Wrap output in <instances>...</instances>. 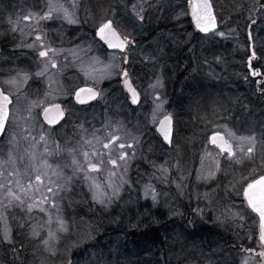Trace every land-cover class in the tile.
Listing matches in <instances>:
<instances>
[{
  "label": "rangeland",
  "instance_id": "1",
  "mask_svg": "<svg viewBox=\"0 0 264 264\" xmlns=\"http://www.w3.org/2000/svg\"><path fill=\"white\" fill-rule=\"evenodd\" d=\"M211 1L219 27L196 37L189 0H0V36L8 43L0 83L14 93L29 73L50 75L45 91L36 95L38 86L18 97L0 144V264H70L73 255L71 264H260L259 219L243 189L264 174V97L250 105L259 93L244 81L246 22L229 27L232 4ZM246 2V18H260L252 38L261 64L264 0ZM107 20L134 44L102 46L96 29ZM60 72H70L68 79ZM127 78L139 92L136 105ZM81 84L98 89L100 99L87 107L69 102ZM236 84L246 91L242 97L230 92ZM191 87L198 98L217 96L209 114L188 98L183 111L176 106ZM63 99L69 118L52 130L38 115ZM167 112L176 125L170 146L156 132ZM195 118L201 126L192 131L188 121ZM215 131L232 143V154L210 145ZM115 209L134 230L154 225L159 244H135L121 224L118 231L107 226Z\"/></svg>",
  "mask_w": 264,
  "mask_h": 264
},
{
  "label": "snow or ice",
  "instance_id": "2",
  "mask_svg": "<svg viewBox=\"0 0 264 264\" xmlns=\"http://www.w3.org/2000/svg\"><path fill=\"white\" fill-rule=\"evenodd\" d=\"M204 8H209V5L207 3L204 4ZM200 5L199 3L195 6V10L193 11V15L196 17L197 23L202 25V31L208 32L211 30V28L215 27V18L214 16L209 15H204L201 16L199 13ZM50 16V13L48 14ZM28 17H25L27 19ZM66 18L67 13H66ZM140 19H143L141 16ZM70 22H74L71 21ZM99 33L101 35V38L106 40V42L113 48H125L127 46V41L124 39H120L118 33L113 29L112 27V21H108L106 24L101 26L99 28ZM222 36L223 33H220ZM39 40L40 37H37ZM40 56H47L48 53L47 51H42L39 53ZM253 55L255 53L253 52ZM42 73H38V75H41ZM256 75L257 73H253ZM128 73L125 71L124 76L127 77ZM126 85L129 87V91L132 92V99L133 103L137 102V96L138 94L135 92L133 88H131L130 81L126 80ZM81 92H89L92 95V98H95V94L91 92L90 89H81ZM79 93L77 94V99H79ZM81 103H84L85 101L80 100ZM12 103V100L10 96L5 95L2 90H0V134H3L5 130V125L7 124L9 120V109L8 105ZM50 109H45L44 110V118L47 120L49 124H56L59 122V120L63 119V111L60 110L57 106L55 110L54 115H49ZM171 120L172 117L171 115H166L163 119V121H160V128L159 131L163 134L164 139L168 140L171 142L170 137H171ZM153 122H156V116L155 112L153 113ZM43 139V137H41ZM215 142V141H213ZM121 148L124 146L121 145ZM229 152L231 151L230 148L227 149ZM251 151V149H249ZM87 155V153H85ZM126 155V154H125ZM123 159V157H121ZM111 163L115 164L116 161L113 160ZM90 167L95 168V165H91ZM37 180L40 179L39 176L36 177ZM51 191V189H49ZM9 196H13L11 192L8 193ZM248 198V203L250 204L251 208L259 214L260 217V241H261V247L264 248V176H261L258 180H254L252 183L248 184L247 192L245 193ZM15 199H19L18 197H14ZM155 200V196L153 197ZM234 215H238V213H234ZM52 233H49V238H51ZM8 233L5 231L4 239H8ZM45 244L48 243L47 240L44 241ZM261 256H264V252L260 253Z\"/></svg>",
  "mask_w": 264,
  "mask_h": 264
},
{
  "label": "flooded vegetation",
  "instance_id": "3",
  "mask_svg": "<svg viewBox=\"0 0 264 264\" xmlns=\"http://www.w3.org/2000/svg\"><path fill=\"white\" fill-rule=\"evenodd\" d=\"M107 21H109V20H107ZM106 21V22H107ZM112 24H113V22H112ZM114 25V24H113ZM38 37H40V35H38ZM123 38H128V37H123ZM130 43H132V44H134V42H133V40H131V38H129V40H128V43H127V46L125 47V48H127L128 46H129V44ZM101 44H102V46H104L103 45V43L101 42ZM255 45V44H254ZM8 46V43H7V41H5L4 39H2L1 38V36H0V64H1V61H2V59H3V56L4 55H7L6 53V47ZM105 47V46H104ZM254 49H255V46H254ZM42 51H44V50H42ZM18 52H21V51H18ZM48 53V52H47ZM250 53H251V44H250V50H249V55H248V57L246 58V71L248 72V74L245 76V78H244V81L245 80H247V79H249V80H252L253 82H254V84H255V88H256V93H259V95H264V71H263V69L260 67V66H258V65H256V63H258L257 61H258V55H257V52H255V54H256V56H255V58L252 60V66H253V69H255V72L254 73H256V69H259L260 70V72H261V76H259V75H254V74H251L250 73V71H249V69H248V58H249V56H250ZM7 64V63H6ZM19 64V66L20 67H22V66H24V65H28V63H27V61H25V62H19L18 63ZM31 64V63H30ZM29 64V65H30ZM13 64H9V66L11 67ZM7 66H8V64H7ZM6 66V67H7ZM56 68V64H54V69ZM2 69V68H1ZM53 69V70H54ZM19 71H21V69H19ZM28 71H29V69H28ZM126 70H124L123 72H122V75L124 74V72H125ZM70 73V72H69ZM69 73H67V72H60V75H59V73H57V76L58 77H60V79L61 80H63V78H65V79H68V74ZM28 74V73H27ZM29 75H30V78H29V80H28V82H26V84L22 87H19V88H17V89H15V92L13 93V91H10L9 90V88H7L6 87V85L5 84H3V83H0V88H2V90H3V92L4 93H6V94H9L10 96H11V98H12V103L10 104V106H9V120H8V122H7V124H6V126H5V131H4V133H3V136L0 138V144L2 143V141L4 140V138H5V136L7 135V133H8V127H9V124L11 123V121H12V114H11V110L13 109V104L18 100V97H21L23 94L24 95H27V92L29 91V90H33L34 88H36V87H38V86H40L39 88H37V89H35L33 92L37 95V93H39L40 92V90L41 91H45L48 87H49V84L47 83V79L50 77V75H49V73L48 72H42V75H38V73H35V75L33 76V75H31L30 73H29ZM124 76V75H123ZM57 77V78H58ZM0 78H1V76H0ZM262 78V80H263V83H262V85L260 86V87H258V82L260 81V79ZM127 79H129V78H127ZM127 79H125V81L127 80ZM35 80V81H34ZM130 80V79H129ZM84 85H86V84H81V85H79L78 87H76L75 88V90H74V92H73V94H71V96H70V98L68 99L69 100V102H71V101H73L74 103H76L77 104V106H79V107H87V106H89V105H92V104H94V103H96L99 99H100V96H101V92L99 91V97H98V99L97 100H95V101H93V102H91V103H87V104H78L76 101H75V99H74V94H75V91L79 88V87H81V86H84ZM130 85L133 87V89L137 92V94H138V98L140 97L139 96V92H138V90L134 87V85H132L131 84V80H130ZM41 88V89H40ZM124 88H126L125 87V82H124ZM126 90H127V92H128V89L126 88ZM167 92L169 93V90L167 89ZM128 94H129V92H128ZM130 95V94H129ZM177 100H176V106H178L179 108H181L182 109V111H183V107L187 104V100H186V98H183V94L182 95H178L177 96ZM173 99V98H172ZM174 100V99H173ZM173 100H172V103H173ZM54 104H61V106L63 107V109H64V111H65V117H64V119H62L61 121H59L58 123H56V124H49L47 121H45L44 120V118H43V111H44V109L47 107V106H49V105H54ZM133 105H136V104H133ZM172 110V108H168V110L167 111H171ZM68 110H67V107H66V100L65 99H63V100H61V101H59V100H53L52 102H48V103H46V104H44V106H43V108H42V110H41V112L39 113V115H38V117L42 120V122L44 123V125L46 126V127H48V128H50V129H52V130H59L61 127H63L64 125H65V123L67 122V120H68V118H69V116H68ZM166 115H171V114H169V112H167L166 114H164V116H166ZM164 116H162L161 118H160V120L164 117ZM171 117H172V119H173V132H172V139H171V143L170 144H166L165 143V141H164V139L162 138V136L157 132V126H156V132L158 133V135H159V137L161 138V140H162V142L165 144V145H167V146H170L171 144H172V142H173V139H174V137H175V129H176V125H175V121H174V118H173V116L171 115ZM196 120L197 119H199V118H195ZM195 119H193V120H195ZM159 120V121H160ZM159 121H158V123H159ZM158 125V124H157ZM197 126L198 125H196V126H194V128H195V130L197 129ZM213 133V132H212ZM211 134V133H210ZM209 134V135H210ZM209 137V136H208ZM218 149V148H217ZM91 169H95V168H92V167H90ZM253 181V180H252ZM250 183V182H249ZM247 186V185H246ZM245 186V187H246ZM245 187H244V189H245ZM244 189H243V196H244V198H245V200H246V202H247V205H248V207H250V205H249V203H248V199L245 197V195H244ZM150 206H151V204H150ZM153 206V205H152ZM153 208H154V206H153ZM159 209L160 208H155V210L158 212L159 211ZM251 210V209H250ZM252 211V210H251ZM252 214L256 217V215H255V213L252 211ZM114 221H107L106 222V224H107V226H113V229H115L117 226H115V224L113 223ZM178 222V221H177ZM109 223H111L110 225H109ZM150 225V224H149ZM147 227H149V229H154V225H153V227L152 226H147ZM161 228L162 227H164V223H161V226H160ZM199 228V227H198ZM156 229V228H155ZM206 229L208 230V228L206 227ZM206 229H204V228H200L199 230H206ZM206 230V231H207ZM149 232H150V230H149ZM244 248V247H243ZM263 248H262V250L261 251H255V255H257L258 256V259H259V263L261 264V263H263V261H264V256H261L260 255V253L261 252H263ZM248 251H251V249H248ZM70 264H71V260H70Z\"/></svg>",
  "mask_w": 264,
  "mask_h": 264
},
{
  "label": "trees",
  "instance_id": "4",
  "mask_svg": "<svg viewBox=\"0 0 264 264\" xmlns=\"http://www.w3.org/2000/svg\"><path fill=\"white\" fill-rule=\"evenodd\" d=\"M97 0H95V3L97 4L96 2ZM229 3L232 4V10H233V14L231 15V17L229 18V27L233 26L235 22L239 21L240 25H243L245 22H246V27L248 28L247 30V38L249 40V45L251 44V42H253V47H254V41H253V38H252V41L250 40L249 36H248V31H251L252 32V27L254 25V23H256L257 21L259 22L260 21V18L258 16H256L254 14V16L252 18H246V10H247V7L246 5L248 4L246 2V0H228ZM226 1V3L228 2ZM239 4H240V8H239ZM224 28L223 26H220V29ZM140 34V32L138 33ZM195 36H202L198 31L196 32ZM182 44V43H181ZM258 55V54H257ZM260 57V56H259ZM258 57V59H259ZM264 60V59H263ZM258 62V61H257ZM256 65L260 66L263 71H264V62L263 63H256ZM228 82H225L227 85H228V88L231 87V81L229 79H227ZM238 86V90H235V89H230L231 93L234 94L235 97H242V95H244V93H246V91L243 92L244 88L240 86V84H236ZM234 90V91H232ZM255 94V93H254ZM259 95V94H258ZM198 92L196 91L195 88H189L185 91V94L183 95V98H188V99H191L192 102H195L196 101V104L199 105V108H200V114L203 113L204 110H206V112L209 114V111L208 109L211 107V104L212 102H215V98L217 96H215L214 98H212V96H205L204 94L201 95L199 98H198ZM264 96L263 95H259V97H254V98H251L252 99V103L250 105H256L257 104V99L259 98H263ZM218 99V98H216ZM264 99V98H263ZM250 100V99H249ZM200 101V102H199ZM220 101L222 102H225V99L222 98L220 99ZM247 102V100H246ZM216 103V102H215ZM237 105L241 106L242 103H237ZM210 106V107H209ZM203 107V111L201 110ZM208 108V109H207ZM242 111H245L244 109H241L238 111V113H241L242 114ZM201 117V116H200ZM188 124L190 126V129L192 131H194V126L198 125V126H201V119H197V120H192V121H188ZM117 205L115 204V207ZM101 211H98V213H103V210L102 209H99ZM117 209H115L116 211ZM118 211V215L117 213L115 214L113 211L112 213L114 215H110L108 214V216L106 217V219H114V222H117L118 223V226L115 228L116 231H118V227L120 226V224L122 225L123 228H125L126 232L128 235H131L132 238L134 239L133 242H135V244H140V243H143V242H149L151 241L152 239V243H155L153 237L155 235L156 230L158 229H150V232L145 229H142V228H139L137 230H134L132 229L131 227V223H128V218L126 217V213L122 210H117ZM156 211V210H155ZM157 212V211H156ZM97 214V213H96ZM142 216V215H140ZM132 225L135 227V226H138L139 225V222H135L134 224L132 223ZM120 232V231H119ZM125 232V231H124ZM121 233V232H120ZM157 241V240H156ZM159 243H155L154 246L158 245ZM140 256V253L139 255H134V257H139ZM72 259V261H74L76 258L74 257V255L70 258V260ZM120 262H121V259L119 258ZM146 262V264H150L148 263L147 261H144ZM158 262V261H157ZM123 264H125L123 262ZM127 264L128 261H127ZM130 264H133V263H130ZM138 264V263H136ZM152 264V263H151ZM153 264H159V263H156L154 262Z\"/></svg>",
  "mask_w": 264,
  "mask_h": 264
},
{
  "label": "water",
  "instance_id": "5",
  "mask_svg": "<svg viewBox=\"0 0 264 264\" xmlns=\"http://www.w3.org/2000/svg\"><path fill=\"white\" fill-rule=\"evenodd\" d=\"M189 1H190V3H191V5H190V16H191V19H192V21H193L194 26H195L198 30H200L201 32H203V33H210V32H212V31H214V30L218 27V21H217V18H216V16H215L214 7H213V4H212L211 0H189ZM198 3H199V5H200V9H199V13H198V14H200L201 16L209 15V14H210L211 16H214V18H215V27L211 28V30L208 31V32H205V31H202V30H201V29H202V25H200V24L197 23L196 17L193 15V11L195 10V6H196ZM205 3H207V4L209 5V8H204V4H205ZM109 21H111V20H109ZM107 22H108V21H107ZM107 22H106V23H107ZM106 23H104V24H106ZM104 24H103V25H104ZM103 25H101V26H103ZM101 26H100V27H101ZM100 27H98V29H97V31H96V35H97V37L102 41V43L104 44V46L107 47L108 49H111V50H113V49H117V50H118V48H113V47H111V46L106 42V40H104V39L101 38V35H100V33H99V28H100ZM112 27H113V29L116 31V33H118L120 39H124V40H126V41L128 42L129 38H123V37L121 36V34L117 31V29L113 26V24H112ZM248 36H249L250 40L252 41V32H251V31H248ZM123 49H125V48H119V50H123ZM253 52L255 53V51H254V47H253V42H251V54H250V56H249V58H248V69H249V71H250L251 74H253V73L255 72V69H253V66H252V60L255 58L256 54L253 55ZM256 73H257L256 75L261 76V72H260L259 69H256ZM127 81H130V80L127 79ZM262 83H263V80H262V78H261L260 81L258 82V87H260V86L262 85ZM125 87L128 89V92H129V94H130V96H131V102L133 103V99H132V95H133V94H132L131 91H129V87H128V85H126V81H125ZM131 88H133V87L131 86ZM81 89H90L91 92H92L93 94H95V98H92V95H91L89 92H81V91H80ZM0 90H2V88H0ZM2 91H3V90H2ZM135 92H136V91H135ZM3 93H4V92H3ZM78 93H79V97H80L79 99H77V94H78ZM136 93H137V92H136ZM4 94L10 96L9 94H6V93H4ZM99 94H100V93H99V90L96 89L95 87H93V86H91V85H84V86L79 87V88L75 91L74 99H75V101H76L78 104H87V103H91V102L97 100L98 97H99ZM10 98H11V96H10ZM11 100H12V98H11ZM80 100H83V101H85V102H84V103H81ZM137 101H138V96H137ZM133 104H137V102H136V103H133ZM9 106H10V104L8 105V109H9ZM57 106H58V108H59L60 110L63 111V114H64V115H63V119H64V117H65V111H64L63 107L61 106V104L49 105V106H47L45 109H50L51 111L49 112V115H54ZM45 109H44V110H45ZM164 117H165V116H164ZM164 117H163L160 121H163ZM43 118H44V111H43ZM44 120H45V118H44ZM61 120H62V119H61ZM61 120H59V121H61ZM45 121H47V120H45ZM160 121H159V122H160ZM5 126H6V125H5ZM170 127H171V137H170V140H171V139H172V132H173V119L171 120ZM159 128H160V123H158V125H157V132H158V133L162 136V138L164 139V136H163V134L159 131ZM4 131H5V130H4ZM3 133H4V132H3ZM2 136H3V134H0V138H1ZM164 141H165L166 144H170V143H171V142H169L168 140H165V139H164ZM208 141H209L210 145L215 146V147L218 148L221 152L228 153V154H232L233 151H234V148H233L232 143L229 142V141L227 140L226 135H225L223 132H221V131H215V132L211 133V134L209 135V137H208ZM213 141H215V142H213ZM228 148L231 149L230 152L227 150ZM261 176H264V174L261 175ZM261 176L257 177V178L254 179V180H258ZM254 180H253V181H254ZM253 181H251L250 183H252ZM248 184H249V183H248ZM248 184H247V186H246L245 189H244V195H245V193L247 192ZM245 197L247 198V195H245ZM247 199H248V198H247ZM249 205H250V204H249ZM250 208H251V206H250ZM251 210L257 215V217H258V219H259V237H260V217H259V214L256 213L252 208H251ZM259 240H260V239H259ZM260 242H261V241H260ZM261 264H264V262L261 263Z\"/></svg>",
  "mask_w": 264,
  "mask_h": 264
}]
</instances>
